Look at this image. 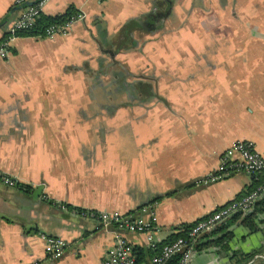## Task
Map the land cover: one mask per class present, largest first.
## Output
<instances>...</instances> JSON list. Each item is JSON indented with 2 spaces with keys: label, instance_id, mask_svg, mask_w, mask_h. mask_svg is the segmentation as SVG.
<instances>
[{
  "label": "crops",
  "instance_id": "obj_1",
  "mask_svg": "<svg viewBox=\"0 0 264 264\" xmlns=\"http://www.w3.org/2000/svg\"><path fill=\"white\" fill-rule=\"evenodd\" d=\"M16 1L0 0V37L34 0ZM69 5L85 16L66 34L13 36L0 57V172L22 184L0 182V264H100L117 233L147 245L75 208L148 205L161 240L255 184L240 169L197 182L233 140L264 153V0H44L41 12ZM152 13L156 27L125 26ZM230 227L231 249L259 243ZM42 234L65 239L58 258ZM227 261L207 245L188 264Z\"/></svg>",
  "mask_w": 264,
  "mask_h": 264
},
{
  "label": "built area",
  "instance_id": "obj_2",
  "mask_svg": "<svg viewBox=\"0 0 264 264\" xmlns=\"http://www.w3.org/2000/svg\"><path fill=\"white\" fill-rule=\"evenodd\" d=\"M43 2L44 0H34L20 7L19 12L12 19L7 35L0 40V57L7 55L8 45L10 39L15 36V30L29 25L41 11ZM84 16L83 11L77 10L63 21L49 22L44 26L42 35L54 37L58 34H66L72 22ZM239 169L252 173L253 178L257 180L256 183L242 195L231 198L207 214L193 220L184 235H178L163 243L149 257L148 264H162L173 254H177L176 264H188L193 252V244L202 233L208 232L223 222L231 213L235 211L245 212L252 206L253 202L264 191V153L258 152L249 139L237 138L233 140L218 154L215 166L201 176L197 182L215 181L233 170ZM0 182L13 187L22 185L14 177L3 172H0ZM60 206L63 205L60 204ZM75 211L81 216L94 218L103 229L113 228L118 232L124 230L143 233L147 244L150 246H154L157 241L155 233L158 225L154 211L148 205L141 206L137 214L121 212L116 209L75 208ZM41 236L45 257L47 259L58 258L65 247V239L54 234H42ZM134 260L135 256L131 244L117 233L113 242L104 250L100 264H133Z\"/></svg>",
  "mask_w": 264,
  "mask_h": 264
},
{
  "label": "trees",
  "instance_id": "obj_3",
  "mask_svg": "<svg viewBox=\"0 0 264 264\" xmlns=\"http://www.w3.org/2000/svg\"><path fill=\"white\" fill-rule=\"evenodd\" d=\"M75 11L77 10L70 5L67 6L63 12L55 14H46L40 11L29 25L15 30V36L42 35L44 26L47 23L63 21ZM151 16H149L151 19H131L127 22V24H125V26L141 25L145 28H151V23L154 20L155 13H152ZM7 33V31L3 33V35L0 37V40L6 36ZM256 181L257 180L254 178L255 183ZM251 187L239 192L237 196L242 195ZM191 224L192 221L179 223L174 227L175 231L169 233L163 239L157 240L154 246H150L148 244L146 246L131 245L133 254L135 256L133 264H143L145 256L150 257L163 243L170 241L178 235H184L186 229ZM233 224L240 225L244 229V234L258 233L259 243L248 250H241L240 248L231 249L227 244V241L230 240L233 235L230 227ZM214 233H219V235L212 236ZM207 245H217L218 251L226 255L228 259L227 264H244L250 259L253 261L255 258L261 257L264 254V191L253 202L252 206L247 211H235L225 218L223 222H220L208 232L202 233L193 244V249L198 250L200 248H204ZM262 259L263 258H259L258 263H261L263 261ZM176 262L177 254H173L162 264H176Z\"/></svg>",
  "mask_w": 264,
  "mask_h": 264
},
{
  "label": "water",
  "instance_id": "obj_4",
  "mask_svg": "<svg viewBox=\"0 0 264 264\" xmlns=\"http://www.w3.org/2000/svg\"><path fill=\"white\" fill-rule=\"evenodd\" d=\"M161 17H162V14L161 13H155V17H154L153 22L151 23V26L152 27H156L160 23Z\"/></svg>",
  "mask_w": 264,
  "mask_h": 264
},
{
  "label": "rangeland",
  "instance_id": "obj_5",
  "mask_svg": "<svg viewBox=\"0 0 264 264\" xmlns=\"http://www.w3.org/2000/svg\"><path fill=\"white\" fill-rule=\"evenodd\" d=\"M259 258H263L261 263H258ZM247 263V262H245ZM248 264H264V254L261 257L255 258L252 262H249Z\"/></svg>",
  "mask_w": 264,
  "mask_h": 264
}]
</instances>
